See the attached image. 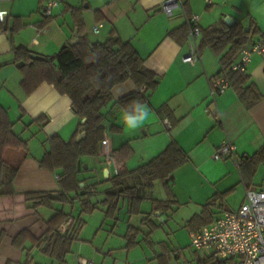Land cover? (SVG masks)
Instances as JSON below:
<instances>
[{
  "label": "crops",
  "instance_id": "0c3cea01",
  "mask_svg": "<svg viewBox=\"0 0 264 264\" xmlns=\"http://www.w3.org/2000/svg\"><path fill=\"white\" fill-rule=\"evenodd\" d=\"M50 1L0 0V11L8 12L0 23V104L7 109L14 132L28 145L27 151L9 148L5 153L6 161L18 166L19 171L13 181V192L0 196V264H79L80 259L99 264L100 249L96 239L102 230L116 234L121 225L125 226L122 235L127 256L121 257L123 262L118 255H112L114 261L110 264H137L141 258H131L130 254L139 246L144 248L141 235L151 232L149 225L143 222L145 219L163 229L170 224L177 226L178 220L184 221L185 218H181L184 213L186 219H191L202 213L204 205L223 195L211 208L216 220L226 211L237 210L245 201L248 188L264 189V159L258 163L253 159L264 148V56L256 54L246 72L247 85L254 83L262 93V98L250 106L241 100L233 86L222 94L212 95L211 78L223 70V65L221 55L210 47L201 50V59L195 63L185 60L191 48L186 30L188 14L198 15L203 29L221 21L226 23V18L230 17V23L226 24L240 22L251 32L250 43L264 35V0H215L213 5L205 0H185V9L171 18L161 9L164 0H57L58 5L47 15ZM73 10L83 19L91 42H105L116 33L130 42L144 58L146 67L156 73L158 86L147 94L148 99L143 104L150 118L135 129L123 124L118 115L122 109L114 103L138 87L130 79L113 88L114 100L104 110L106 139L121 167L127 171L147 164L171 143L186 153L187 162L176 170V180L171 187L178 201L176 211H153L152 201L145 199L140 214L131 215L130 200L122 197L115 217L106 218L101 205L91 214L84 213L80 201L84 196L81 195L74 202L56 201L51 208L35 206L27 199L29 192L44 191L54 197L62 192L61 171L44 168L40 161L50 151L49 138L56 134L69 141L80 119L73 110L72 99L61 94L53 84L43 82L31 94H26L21 86L23 66L18 65L21 61H15L13 49L24 46L35 55L53 57L67 43H75L79 37ZM46 16H51L47 24L44 23ZM95 27H99L98 32ZM8 30L12 32L11 37ZM164 107L167 109L162 110ZM113 125L121 129L111 130ZM84 136L82 133L79 138ZM226 141L237 146L241 166L232 158H214L216 149ZM105 152L103 142L98 155L83 156L78 161L80 194L96 186L92 199L96 203L103 201L112 187ZM129 183L133 184L132 178ZM154 187L155 199H169L162 181L156 180ZM73 197V193L68 194L70 200ZM59 211L68 215L59 230L62 234L70 231L75 238L64 263L42 253L38 242L45 237L49 220ZM77 218L84 222L74 231ZM89 224L93 228L87 231L88 238H83ZM130 226L141 230L140 243L133 248H127L125 237ZM93 230L96 232L91 235ZM19 235L22 237L16 243ZM86 242L90 250L84 249ZM159 243L167 245L164 240ZM153 251L154 255L145 254L142 264H158L156 256L161 252L156 248Z\"/></svg>",
  "mask_w": 264,
  "mask_h": 264
},
{
  "label": "trees",
  "instance_id": "16d2710c",
  "mask_svg": "<svg viewBox=\"0 0 264 264\" xmlns=\"http://www.w3.org/2000/svg\"><path fill=\"white\" fill-rule=\"evenodd\" d=\"M73 13L76 16L79 40L75 43H67L53 57L34 60L35 54L26 47L19 46L13 49L15 61L26 62L21 68L23 72L21 86L26 94H31L43 82L53 84L61 94L68 95L72 99L73 107L80 119L77 130L69 141H64L56 134L49 138L50 151L40 161V165L44 168L54 172L61 171L59 182L62 192L56 197L44 191L29 192L26 193L27 199L33 201L35 206L51 208L56 201L74 202L75 199H80L81 195L84 196L80 199L84 213L91 214L101 208V205L106 218L115 217L122 197L129 198L131 215L140 214V206L145 199L152 201L153 211H173L178 201L169 189L167 180L187 162L186 153L175 143H171L157 157L136 170L127 171L121 167L120 173L111 178L112 187L107 190L103 201L96 203L92 200L96 195V186L86 188L85 192L80 194L82 188L78 177V161L83 156H95L100 152L101 145L107 137L104 110L114 100L113 88L130 79L133 80L138 89L114 103L121 109L127 108L131 111L137 103L143 105L147 101V94L158 86V78L154 71L146 67L144 58L134 46L122 40L116 33H113L105 42H91L85 32L80 14L76 10H73ZM50 20L51 16H46L44 23L47 24ZM186 30L188 35V25ZM250 33L240 22L226 24L221 21L219 24L203 29L200 50L210 47L216 54L221 55V63L225 70L229 68L240 50L247 45ZM248 80L249 77L244 72L238 71L231 75V86L236 89L241 100L250 106L262 98V93L254 83L247 85ZM166 109V107L162 108V110ZM119 128L121 129L113 125L111 130ZM82 133H85V136L79 139ZM9 148L27 151L28 145L14 132V123L9 113L0 104V196L13 192V181L19 171L18 166L9 164L5 159L6 150ZM253 159L256 163L263 160L264 148L259 150ZM131 178L133 184L129 183ZM156 180L162 181L166 187L169 195L167 201L153 197ZM70 193L74 194L71 200L68 198ZM222 197L223 195L216 196L204 205L201 214L188 221L187 226L191 232L198 231L215 221L211 208ZM67 216L64 211L57 212L49 220V229L45 237L38 241L42 253L62 263L71 252L75 239L70 231L62 234L59 230V226L67 219ZM83 222L81 219H75L74 231L80 229ZM143 222L151 228V232L144 236V240L149 242L158 225L150 219H145ZM140 234L139 228L133 226L128 228L125 236L128 241L127 248H133L140 243L138 240ZM22 235L15 239L16 243L20 241ZM156 259L158 264H169L170 251L165 249L163 253L156 256ZM199 264L218 263H212L210 258H205L201 259Z\"/></svg>",
  "mask_w": 264,
  "mask_h": 264
},
{
  "label": "built area",
  "instance_id": "2783aa9c",
  "mask_svg": "<svg viewBox=\"0 0 264 264\" xmlns=\"http://www.w3.org/2000/svg\"><path fill=\"white\" fill-rule=\"evenodd\" d=\"M213 5L215 0H205ZM57 0H51L46 8V14L51 15ZM164 14L171 18L185 9V0H164L161 3ZM8 12L0 11V23H3ZM190 51L185 60L195 63L201 59L200 40L203 28L198 15L186 16ZM95 32L99 27L94 28ZM256 54L264 56V35L258 41L245 45L229 68L222 70L211 78V93L213 96L222 94L231 86V75L235 72H247L248 65ZM166 123L169 125L168 120ZM106 149V167L110 177L118 175L121 165L112 151L108 139L104 141ZM216 160L232 158L238 166L242 160L238 157L237 146L224 142L214 152ZM65 231V229H63ZM192 245L195 250L207 255L212 263L218 264H264V189L248 188L245 201L237 210L226 211L213 223L191 233ZM79 264H95L88 259H80Z\"/></svg>",
  "mask_w": 264,
  "mask_h": 264
},
{
  "label": "rangeland",
  "instance_id": "374dc122",
  "mask_svg": "<svg viewBox=\"0 0 264 264\" xmlns=\"http://www.w3.org/2000/svg\"><path fill=\"white\" fill-rule=\"evenodd\" d=\"M7 32H8L9 37H11L10 33L12 32L10 30H8ZM171 176L176 177V174L174 173ZM171 180L172 181H169L170 190H171L172 185H174L176 178L171 179ZM175 208H174V211H176L178 207L176 206ZM183 216L184 217H181V218H185L184 221L178 220L179 225L177 226H174V224L172 226V224H170L169 227L165 226L164 227L165 229H163L162 227H158L156 231H154V233L152 234L149 242L146 240H142V242L144 243L143 245L144 248L142 246H139L138 248H135L133 251H131V254H130L131 258L133 257L141 258V260H137L136 263L142 264L141 263L142 258L145 256V254H151V255L155 254L153 251L154 248H156V251L161 252V253H163L165 249L167 251L168 250L170 251L169 264H199L201 259L204 260L205 258H207V255H204L203 253L195 250V248L193 247L192 238H191L192 232L190 228L187 226L188 221L190 219H186L187 217L186 213H184ZM135 221H138V220L136 219ZM124 227L121 225L118 228L117 233L113 235L104 230L100 232V237L96 239V241H98L97 247L100 249V252L98 253V256H97V261L99 262V264H110L111 261H114L113 260L114 256L112 257V255L120 256V257L117 256V258L125 262L123 259H121V257L123 256L124 258H126L127 251H128L127 249H123V247L126 245V240L123 238V235H122L123 234L122 232L124 231ZM90 228L91 229L93 228L91 224L86 226L84 233L82 234L83 238H86V237L88 238V235L86 236V233ZM95 232L96 231L93 230L91 232V235L92 234L94 235ZM106 238L109 240H107ZM141 238H144V235H141ZM161 240H164L167 243V245H164V248L159 243V241ZM90 241L92 240L90 239ZM105 241H108V242L105 243ZM84 249L90 250V246L87 242L84 246ZM75 252H77V246H75ZM110 252L111 254L109 255ZM119 264H123V263L120 262Z\"/></svg>",
  "mask_w": 264,
  "mask_h": 264
},
{
  "label": "clouds",
  "instance_id": "9594fccd",
  "mask_svg": "<svg viewBox=\"0 0 264 264\" xmlns=\"http://www.w3.org/2000/svg\"><path fill=\"white\" fill-rule=\"evenodd\" d=\"M118 115L119 119L129 129H135L141 126L150 118L148 109L139 103H137L131 111H129L127 108L122 109Z\"/></svg>",
  "mask_w": 264,
  "mask_h": 264
},
{
  "label": "water",
  "instance_id": "95a60500",
  "mask_svg": "<svg viewBox=\"0 0 264 264\" xmlns=\"http://www.w3.org/2000/svg\"><path fill=\"white\" fill-rule=\"evenodd\" d=\"M230 21H231L230 17H227L226 20H225L226 23H230ZM33 59L34 60H44L45 57L44 56H40V55H33ZM25 64H26L25 61H21V62L18 63L19 66H24ZM58 75H60L59 72H58ZM73 110L76 111V109L74 107H73ZM171 179H174V176H171L167 181H170Z\"/></svg>",
  "mask_w": 264,
  "mask_h": 264
}]
</instances>
